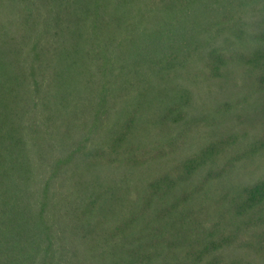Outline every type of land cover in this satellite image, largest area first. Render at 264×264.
Wrapping results in <instances>:
<instances>
[{
	"label": "trees",
	"instance_id": "obj_1",
	"mask_svg": "<svg viewBox=\"0 0 264 264\" xmlns=\"http://www.w3.org/2000/svg\"><path fill=\"white\" fill-rule=\"evenodd\" d=\"M0 264H264V0H0Z\"/></svg>",
	"mask_w": 264,
	"mask_h": 264
},
{
	"label": "rangeland",
	"instance_id": "obj_2",
	"mask_svg": "<svg viewBox=\"0 0 264 264\" xmlns=\"http://www.w3.org/2000/svg\"><path fill=\"white\" fill-rule=\"evenodd\" d=\"M204 71V70H203ZM208 83H212V84H217V83H214L213 81H212V79L208 82ZM201 85H200V97H198L197 98V101L199 102V103H202L203 101H204V92H203V90L201 89ZM249 101V100H248ZM196 213H194L193 215H195ZM195 216H197V217H200V214H197V215H195ZM200 219V218H199ZM194 230H196V231H200V227L199 228H193ZM242 253H244V254H242ZM227 257H228V260H230V259H232V260H235V259H237V258H239V257H241L242 258V262L243 261H245V260H247V259H250V260H253L254 259V257H250V256H247V254L245 253V252H241V254H236V253H230L229 252V254H227ZM206 258H209L208 256H206ZM245 259V260H244ZM255 259H257V258H255ZM256 262H260V261H256Z\"/></svg>",
	"mask_w": 264,
	"mask_h": 264
}]
</instances>
